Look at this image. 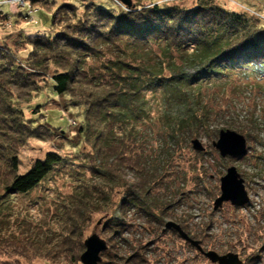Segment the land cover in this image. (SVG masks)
Returning <instances> with one entry per match:
<instances>
[{
	"label": "trees",
	"instance_id": "1",
	"mask_svg": "<svg viewBox=\"0 0 264 264\" xmlns=\"http://www.w3.org/2000/svg\"><path fill=\"white\" fill-rule=\"evenodd\" d=\"M186 2L116 4V9L64 3L50 16L56 33L26 37L30 50L24 63L0 47V157L5 161L0 205L41 188L50 174L62 172L65 162L49 151L27 172L17 173L19 150L29 139H48L50 131L24 118L14 106L17 96L36 91L37 76L53 66V91L84 109L76 139L88 147L80 153L85 162L76 164L75 158L73 174L64 172L74 181L87 174L89 182L76 185L69 203H57L54 213L64 227L58 243L68 264L80 263L84 226L97 214H104L105 228L117 233L127 227L129 212L160 222L152 217L158 201L151 187L158 179L148 161L152 153L171 157L179 142L206 136L208 123L220 115L219 107H210L217 90L230 89L220 96L223 102L237 84L248 89L250 81L251 90L264 88L261 21L213 0H196L189 7ZM125 161L137 183L128 185L120 176L117 167L122 169ZM94 178L102 184L91 182ZM115 195L119 201L113 203ZM139 260L144 263L141 257L134 261Z\"/></svg>",
	"mask_w": 264,
	"mask_h": 264
},
{
	"label": "rangeland",
	"instance_id": "2",
	"mask_svg": "<svg viewBox=\"0 0 264 264\" xmlns=\"http://www.w3.org/2000/svg\"><path fill=\"white\" fill-rule=\"evenodd\" d=\"M30 1L0 0V47L9 48L18 63H24L30 50L25 44L27 36L50 37L58 31V27L51 28L49 22L59 5L80 6L93 2L103 9L117 8L114 0H43V7ZM131 1L143 5L172 0ZM184 1L188 7L196 4V0ZM213 1L227 10L257 17L263 26L259 37L264 38V0ZM51 72H54L53 66L37 76L33 87H37L36 91L25 90L14 100L15 108L22 111L25 119H32L35 125L45 124L50 130L48 139H29L19 150L17 173L27 172L35 159H42L49 151L63 157L64 167L62 172L50 174L41 188L0 205V264H68L58 243L64 227L54 213L59 207L57 203H69L76 185L89 179L86 174L80 176V181H74L64 172L73 174L75 158L80 162L74 163L84 164L80 153L88 147L84 148V142L76 139L84 109L80 105L71 106L68 96L53 91ZM247 83L250 84L248 89L243 84L233 86L238 89L223 102L220 96L228 94L230 89L216 91V101H210L213 104L210 107H219L220 115L208 123L204 130L206 136L179 142L171 157L157 150L148 159L155 165L154 173L158 176L154 183L151 181L158 200L152 217L160 222L129 212L125 218L127 227L119 233L105 228L104 214L93 216L84 226L83 240L96 235L106 243L107 249L101 252L99 264H142L140 260L134 261L140 257L144 259L143 264H212L175 231L166 229L168 221L178 225L189 239L197 241L204 252L232 253L237 254L243 264H264V88L260 92L256 87L251 90L252 82ZM221 130L244 136L247 152L243 157L219 155L213 143ZM192 139L199 140L203 152L193 150ZM4 163L0 157V170L5 169ZM229 167H234L243 180L249 203L240 208L223 203L220 209L214 210V202L220 196V178ZM117 168L126 184L138 182L126 161L122 169ZM90 181L102 184L98 178ZM118 198L115 195L112 202L119 201ZM112 211L113 206L109 207L110 214Z\"/></svg>",
	"mask_w": 264,
	"mask_h": 264
},
{
	"label": "water",
	"instance_id": "3",
	"mask_svg": "<svg viewBox=\"0 0 264 264\" xmlns=\"http://www.w3.org/2000/svg\"><path fill=\"white\" fill-rule=\"evenodd\" d=\"M117 1L125 7L130 8L132 6L131 0ZM190 143L193 150L197 152L204 151V147L198 139H193ZM213 147L219 152L222 158H240L247 152L244 136L231 130H221L217 141L213 143ZM223 203H230V205L236 208L243 207L249 203L243 180L234 167H229L226 170V174L220 178V196L214 202V210L220 209ZM165 228L175 231L184 242L199 251L212 264H243L237 254L227 253L225 255H219L214 251L204 252L197 241L189 239L181 228L173 222L168 221L165 224ZM83 245L85 249L80 256L81 264H98L101 262L100 254L107 249L106 243L103 240L93 235L85 239Z\"/></svg>",
	"mask_w": 264,
	"mask_h": 264
},
{
	"label": "built area",
	"instance_id": "4",
	"mask_svg": "<svg viewBox=\"0 0 264 264\" xmlns=\"http://www.w3.org/2000/svg\"><path fill=\"white\" fill-rule=\"evenodd\" d=\"M114 2H115L116 4H119V2H118L117 0H114Z\"/></svg>",
	"mask_w": 264,
	"mask_h": 264
}]
</instances>
